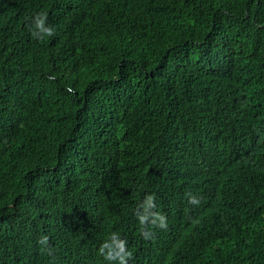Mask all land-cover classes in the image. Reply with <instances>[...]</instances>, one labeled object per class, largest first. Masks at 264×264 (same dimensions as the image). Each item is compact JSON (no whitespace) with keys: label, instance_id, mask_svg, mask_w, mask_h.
<instances>
[{"label":"trees","instance_id":"obj_1","mask_svg":"<svg viewBox=\"0 0 264 264\" xmlns=\"http://www.w3.org/2000/svg\"><path fill=\"white\" fill-rule=\"evenodd\" d=\"M112 233L128 264H264V0H0V264H118Z\"/></svg>","mask_w":264,"mask_h":264},{"label":"clouds","instance_id":"obj_2","mask_svg":"<svg viewBox=\"0 0 264 264\" xmlns=\"http://www.w3.org/2000/svg\"><path fill=\"white\" fill-rule=\"evenodd\" d=\"M32 35L36 38H42L44 36H54L55 29L47 25V15L37 13L33 18L32 28L30 29ZM54 77H50L53 79ZM72 92V89H68ZM188 195V203L191 205H198L200 203L199 198L193 196L191 193ZM154 195H147L143 200L140 208L142 211L137 213V219L141 226H145L141 230V236L144 240H150L153 238L154 233L146 226L151 225L155 228L167 229L166 217L159 212H154L155 208ZM38 243L41 245V251L46 252L49 256L53 255V250L49 246V238L42 236ZM99 254L102 255L108 261H117L118 264H128V260L132 258V252L127 248V241L121 239L117 233H112L107 241L102 243L99 247Z\"/></svg>","mask_w":264,"mask_h":264}]
</instances>
